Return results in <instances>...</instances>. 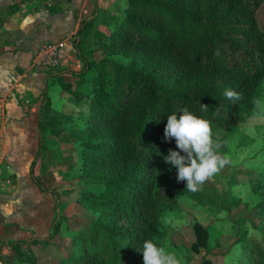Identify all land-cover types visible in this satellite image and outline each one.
Masks as SVG:
<instances>
[{"label":"trees","instance_id":"obj_1","mask_svg":"<svg viewBox=\"0 0 264 264\" xmlns=\"http://www.w3.org/2000/svg\"><path fill=\"white\" fill-rule=\"evenodd\" d=\"M118 3L121 12L99 36L98 59L84 55L80 41H73L82 62L75 74L88 89L74 90L81 114L64 129L69 139H78V176L99 173L100 180L83 183L77 196L94 218L60 216L59 190L41 184L34 174L36 160L30 165L33 182L56 199L57 219L42 245L44 252L58 255L59 264H143L138 251L143 242L159 244L162 214L175 206L177 194L190 192L164 160L170 150L185 155L175 138H165L167 116L187 108L209 121L213 134L235 126L240 109L253 108L264 78V25L259 21L264 0ZM86 26L81 21L77 34ZM226 89L240 98L227 99ZM201 104L208 108L201 110ZM253 189L263 196L257 213L264 224V180ZM194 231L192 248L198 252L208 234L198 223ZM251 264H264L263 250Z\"/></svg>","mask_w":264,"mask_h":264},{"label":"crops","instance_id":"obj_2","mask_svg":"<svg viewBox=\"0 0 264 264\" xmlns=\"http://www.w3.org/2000/svg\"><path fill=\"white\" fill-rule=\"evenodd\" d=\"M112 1L0 0V109L4 114L0 143V208L3 210L11 207V203L16 210L28 202L36 203V199L50 201L51 197L55 209L54 195L40 190L33 182L30 165L36 160L34 174L38 180L48 188H55L58 181L51 185L53 182L50 178L47 180V176L59 175L67 165L59 156L66 132L65 118L76 117L82 109L70 93L72 89L84 92L88 89L75 74L81 70L82 62L73 48V41L78 39L83 48L89 27H84L78 35L81 21H86L85 24L98 22L107 10L112 11V18L115 17L117 12L108 6V3L113 5ZM5 34L9 37L2 40ZM90 36L95 40L99 34L95 31ZM45 43L57 46L55 66L37 61L38 50ZM55 96L62 97L55 101H62L64 106L59 101L58 104L67 109L54 119ZM11 190L17 197H11ZM24 201L25 204L21 203ZM12 219L13 222L0 215V264L60 263L55 252L43 251L42 241L50 235L52 227L44 237L26 236L23 226L38 223L37 218L23 215ZM8 223H14V230L6 226ZM18 241L27 242L16 244Z\"/></svg>","mask_w":264,"mask_h":264},{"label":"rangeland","instance_id":"obj_3","mask_svg":"<svg viewBox=\"0 0 264 264\" xmlns=\"http://www.w3.org/2000/svg\"><path fill=\"white\" fill-rule=\"evenodd\" d=\"M112 2L113 5L108 3V6L113 7V12H121L118 0ZM111 14L112 11L107 10L100 16V21L85 24L89 29L85 34L82 50L97 59L102 51V40L99 36H104V28L113 21ZM259 21L264 25V4L259 11ZM95 31L99 34L98 39H90V35ZM110 60L120 61L116 56H111ZM105 66L110 70L113 69L109 63ZM73 91L72 89L70 94L73 95ZM56 98L62 97L55 96L54 101ZM257 100L264 102V78L256 91L253 108H241L240 118L235 126L218 130L213 134L214 139L220 144L219 155L226 158L228 163L198 191L177 194L175 206L172 205L173 207L164 211L161 216L162 225L157 246L174 254L179 264H200L206 259L213 264H251L252 258L259 249L264 252V224L257 213V204L263 196L260 190L253 189L257 183L264 180V108L256 106ZM58 101L64 106L60 100L54 102L55 112L52 114L54 119L62 113V110L67 109L61 107ZM80 114L78 113L79 116ZM71 117L65 118V125L71 122ZM75 133L81 134V131L75 130ZM62 141L64 144L59 156L65 159L67 165L59 175L47 176V180L50 178L53 182L51 185H55L54 181H58L55 188L59 190L61 196L59 214L80 216L82 220L93 219L91 211L77 202V196L83 183L100 180L99 173L92 178H80L77 165L80 157L75 148L78 139L74 141L69 139V134L64 131ZM60 164L62 165V161ZM163 173L167 177V171L163 170ZM48 185L50 186L49 183ZM11 194H13L12 198L17 197L14 190H11ZM23 196H20L21 199ZM36 201L33 204L21 202L26 204L16 210L11 203V207H6L5 210L0 208V215L9 217L11 221L12 218L23 215L37 218L38 223H28L23 226L26 228V236L44 237L48 234L47 229L52 227L57 219V213L53 207L52 197L51 202L47 199L42 201L36 199ZM196 223L200 224L208 234L207 245L198 252L192 248L197 240L194 231ZM6 226L11 227V230L15 228L14 223H8ZM29 233L30 235H27Z\"/></svg>","mask_w":264,"mask_h":264},{"label":"clouds","instance_id":"obj_4","mask_svg":"<svg viewBox=\"0 0 264 264\" xmlns=\"http://www.w3.org/2000/svg\"><path fill=\"white\" fill-rule=\"evenodd\" d=\"M224 96L229 100L240 98L231 89H226ZM255 103L258 108H264V102L257 100ZM207 108L201 104V110ZM180 113L167 116L165 138L169 141L175 138L177 147L185 155L170 150L164 160L178 170L177 179L186 181V189L196 192L223 169L228 160L219 155L220 144L213 137L209 121L199 118L187 108L181 109ZM138 251L143 255V264H179L174 254L158 247L151 239L145 240Z\"/></svg>","mask_w":264,"mask_h":264},{"label":"built area","instance_id":"obj_5","mask_svg":"<svg viewBox=\"0 0 264 264\" xmlns=\"http://www.w3.org/2000/svg\"><path fill=\"white\" fill-rule=\"evenodd\" d=\"M57 46L50 43L43 44L37 53V61L42 62L48 66H55L57 63ZM3 110L0 109V143L2 137V122H3Z\"/></svg>","mask_w":264,"mask_h":264},{"label":"water","instance_id":"obj_6","mask_svg":"<svg viewBox=\"0 0 264 264\" xmlns=\"http://www.w3.org/2000/svg\"><path fill=\"white\" fill-rule=\"evenodd\" d=\"M9 37V34H5L2 38V40H4L5 38H8Z\"/></svg>","mask_w":264,"mask_h":264}]
</instances>
